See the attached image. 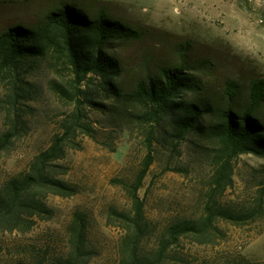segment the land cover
Returning <instances> with one entry per match:
<instances>
[{
    "label": "rangeland",
    "instance_id": "rangeland-1",
    "mask_svg": "<svg viewBox=\"0 0 264 264\" xmlns=\"http://www.w3.org/2000/svg\"><path fill=\"white\" fill-rule=\"evenodd\" d=\"M94 1L123 22L150 33L140 42L115 47L122 64L120 82L126 87L141 72L144 57L176 62L173 49L179 47L185 48L194 69L191 72L205 84L207 93L218 91L227 79L239 82L243 92L250 80L264 79L262 0ZM0 2V27L36 13L35 4L29 0ZM200 61L207 67L198 68ZM23 77L30 84L27 99L19 106L26 132L0 156V182L25 171L32 158L59 133V122L72 111V106L50 89V82L59 79L47 62L35 63ZM5 88L0 83V128L5 122ZM83 111L94 130L93 138L78 136L80 148L68 150L58 161L67 170L60 177L76 187V194L67 198L49 196L47 204L54 211L53 219L40 222L32 233L22 237L3 235L1 240L7 248L14 250L18 242L35 244L50 239L51 248L60 250L71 213L81 210L89 216L88 238L96 251L89 264H115L127 230L120 222L108 221V211L113 208L131 213V202L120 182H132L140 169L147 153L149 127L136 120L138 109L120 106L108 113L89 108ZM166 128L163 125L155 130L153 162L138 191L148 224L142 251L156 250L163 231L173 221L200 219L210 205L248 218L239 222L215 219L217 230L207 233L202 242L180 238L167 250L166 264H264V159L239 155L231 164V184L213 194L216 143L191 133L172 148L163 139Z\"/></svg>",
    "mask_w": 264,
    "mask_h": 264
},
{
    "label": "trees",
    "instance_id": "trees-1",
    "mask_svg": "<svg viewBox=\"0 0 264 264\" xmlns=\"http://www.w3.org/2000/svg\"><path fill=\"white\" fill-rule=\"evenodd\" d=\"M29 2L36 7L33 16L0 27V83L5 84L7 91L0 156L26 132L19 106L29 93L30 84L23 77L27 68L47 62L59 79L50 82V89L72 106V111L59 122V133L32 158L25 171L0 182V263L89 264L96 254L88 238L89 216L81 210L71 213L60 250L51 248L50 239L35 244L18 242L14 250L1 240L5 234L25 236L40 222L52 220L54 211L47 204L49 196L67 198L76 194V187L60 177L67 170L58 161L66 157L68 150L80 148L78 136L93 138L94 130L83 111L88 108L102 113L120 106L138 109L136 120L149 127L145 137L147 153L140 169L132 182H120L131 202V213L113 208L108 211V221L120 222L127 230L115 264H166L167 250L180 238L202 242L207 233L217 230L215 219L239 222L248 218L208 205L200 219L173 221L163 231L157 249L144 252L141 243L148 224L138 191L153 162L155 130L163 125L167 126L163 139L172 148L191 133L216 143L213 194L231 184V164L239 155L264 159L263 78L250 80L245 92L239 82L227 79L218 91L207 93L205 84L191 72L194 69L187 61L185 48L179 47L173 49L176 62L144 57L141 72L126 87L120 82L122 64L115 47L149 37L145 28L130 26L94 0ZM197 64L200 69L207 67L205 61Z\"/></svg>",
    "mask_w": 264,
    "mask_h": 264
}]
</instances>
